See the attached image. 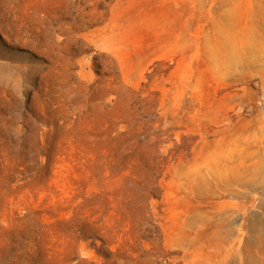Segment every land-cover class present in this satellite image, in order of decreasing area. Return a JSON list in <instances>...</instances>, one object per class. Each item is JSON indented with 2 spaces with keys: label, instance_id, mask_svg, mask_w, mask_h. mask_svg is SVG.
<instances>
[{
  "label": "rangeland",
  "instance_id": "rangeland-1",
  "mask_svg": "<svg viewBox=\"0 0 264 264\" xmlns=\"http://www.w3.org/2000/svg\"><path fill=\"white\" fill-rule=\"evenodd\" d=\"M0 264H264V0H0Z\"/></svg>",
  "mask_w": 264,
  "mask_h": 264
}]
</instances>
